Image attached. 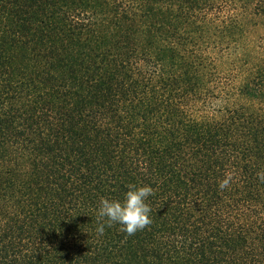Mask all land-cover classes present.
<instances>
[{"label":"trees","instance_id":"16d2710c","mask_svg":"<svg viewBox=\"0 0 264 264\" xmlns=\"http://www.w3.org/2000/svg\"><path fill=\"white\" fill-rule=\"evenodd\" d=\"M260 18L264 0H0V264H264ZM128 185L153 188L152 223L98 236Z\"/></svg>","mask_w":264,"mask_h":264},{"label":"clouds","instance_id":"9594fccd","mask_svg":"<svg viewBox=\"0 0 264 264\" xmlns=\"http://www.w3.org/2000/svg\"><path fill=\"white\" fill-rule=\"evenodd\" d=\"M256 176L264 183V170L258 171ZM231 180V174L226 173L223 179L218 180V189H226ZM153 191L150 185H128L123 199L100 197L96 209L95 233L103 236L106 228L118 224L121 232L131 236L150 225L152 209L147 201Z\"/></svg>","mask_w":264,"mask_h":264},{"label":"rangeland","instance_id":"374dc122","mask_svg":"<svg viewBox=\"0 0 264 264\" xmlns=\"http://www.w3.org/2000/svg\"><path fill=\"white\" fill-rule=\"evenodd\" d=\"M257 24L259 25V27H263L262 31L264 32V19H258Z\"/></svg>","mask_w":264,"mask_h":264}]
</instances>
